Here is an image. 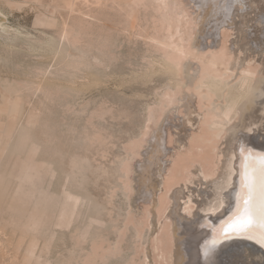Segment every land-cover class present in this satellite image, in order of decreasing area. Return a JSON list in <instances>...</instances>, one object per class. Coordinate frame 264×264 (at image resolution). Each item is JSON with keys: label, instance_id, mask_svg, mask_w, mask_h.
I'll use <instances>...</instances> for the list:
<instances>
[{"label": "rangeland", "instance_id": "1", "mask_svg": "<svg viewBox=\"0 0 264 264\" xmlns=\"http://www.w3.org/2000/svg\"><path fill=\"white\" fill-rule=\"evenodd\" d=\"M244 1L233 4L231 19L221 14L224 0H0V264H145L134 235L155 233L184 264L179 217L189 221L180 208L189 191L194 200L198 193L185 172L194 157L173 165L181 175L167 185L166 153L198 134L208 141L206 163L216 138L206 124L199 134L206 105L194 80L176 86L178 75L161 61L177 39L195 51L225 42L246 61L256 2ZM250 100L246 113L256 105ZM30 169L40 179L16 193V174ZM68 193L85 202L58 224ZM81 233L93 241L82 243ZM238 240L228 248L239 252ZM115 246L123 253L113 260ZM224 255L225 264L236 257Z\"/></svg>", "mask_w": 264, "mask_h": 264}, {"label": "bare ground", "instance_id": "2", "mask_svg": "<svg viewBox=\"0 0 264 264\" xmlns=\"http://www.w3.org/2000/svg\"><path fill=\"white\" fill-rule=\"evenodd\" d=\"M254 1L256 2L254 3L256 9L253 11L255 17L253 24L251 23L252 25H249L248 28V33L251 36L249 42L251 43H248L249 55L247 58L245 57L246 61H242V57H239L240 52L237 49L230 50L227 48L225 42L218 50L211 46L205 51H195L193 47L184 44V42L182 43L181 40L178 42V39L177 42L173 39L174 41L171 44L170 53H172V56H169L170 54L165 55L166 58L164 57L165 59L161 61V65L168 69V73L169 71L172 72L171 74L174 73L173 77L175 74L181 75L179 78L176 75V86L188 87L190 80H194V95L199 101L205 103L203 105H206L205 118L200 122L199 128L203 124L208 125L209 129L215 133L214 137L216 138L213 145L214 159H207L206 163L203 158L206 145L203 142L207 140L203 139L204 136L198 137V134L189 137L188 140H180V144L175 146L174 151L166 153L168 159L163 166L166 184L171 179L180 177L181 173L178 174L173 171V165L178 160L194 157L192 165L195 169L185 171L186 180L190 184L198 183H196V192H198L197 195L200 196V199H197V195L194 194L196 195L194 200L193 193L189 191L187 198L183 201V207L180 208L182 212L188 214L189 218V221H185L183 216L179 217L180 234L185 235L180 241L181 244L179 243L183 247V253L186 256L184 264H225L222 262L223 259H229L228 255L224 258V254L231 251L237 257L233 262L231 261V264H264V247H261L258 243L261 232L264 231L261 228L260 165L258 163V158L264 156V70L262 69L261 72L255 62L257 61L256 58L258 59L256 56L261 55L264 51V0ZM237 2L242 3L245 1L224 0L223 7L225 11H221L222 16L232 19V6ZM215 3H217V0H215ZM236 8L235 4L234 10ZM226 22L227 19H223L219 23L224 25ZM217 25L219 24L216 23ZM210 35L212 38L215 37L214 31ZM235 50L239 52L238 57L234 55ZM182 56H188L190 59L195 60L198 66L197 69L195 70L191 66L189 68V61L185 63L184 61L187 60ZM262 57L264 58L263 55ZM261 62L257 63L260 64ZM185 79H188V82ZM233 80L236 81L232 85L230 83ZM258 82L261 84H258ZM167 98L171 103L178 101L177 94L174 96L171 94ZM249 98L256 105L253 104V109L246 113V103L250 100ZM238 126L242 127V132L246 130L247 134H238ZM200 131L201 128L199 134H202ZM250 155L252 166L256 169V184L253 192V216L255 221L253 231L242 234L232 233L225 239L224 230L245 208L244 199L247 198L248 190L244 188L243 175L249 165L248 157ZM215 175H217L216 178H214ZM16 177L18 182L15 192L21 193L24 190V184L33 185L32 180L37 178V173H34V170L32 172L22 170L16 174ZM38 177H40L39 174ZM194 178L199 179L195 181ZM38 179L40 178L36 180ZM202 184L206 187H203ZM167 185L164 184L162 188L164 194L171 187ZM175 198L177 199V196ZM84 202L78 195L65 194L58 224L63 225L64 220L67 219L72 221L76 209L83 206ZM194 203H197V208L194 207ZM68 206L70 210L67 208ZM202 224L213 227L212 231L210 232L206 228L199 229ZM162 234L155 233L151 237L144 234L134 235L136 241L141 242L139 249L145 264H161V259L168 264H175V252L173 253V248L165 247ZM169 234L172 235L173 233ZM249 236L252 238L249 239ZM79 237L82 243L89 240L93 241L89 233H81ZM235 239H239L238 241L244 244L239 252H237V249L240 246H233L234 244H232L231 249L228 248L230 242ZM118 240H124V238L121 239V234L118 235ZM34 250L31 247L29 250L30 255L37 261H41L40 255H37ZM96 250L94 244L92 251L95 252ZM206 251L208 255L204 254ZM122 253L121 246H115L113 260L115 259L114 256L118 259L122 258ZM221 255L222 258L220 259ZM240 258L242 260H239ZM129 263L131 264L132 260Z\"/></svg>", "mask_w": 264, "mask_h": 264}, {"label": "snow or ice", "instance_id": "3", "mask_svg": "<svg viewBox=\"0 0 264 264\" xmlns=\"http://www.w3.org/2000/svg\"><path fill=\"white\" fill-rule=\"evenodd\" d=\"M249 165L243 175V185L244 188L248 190L247 198L244 199L245 208L244 211L238 214L233 221L224 230V238H228L232 233L242 234L249 233L253 231V225L255 223L253 216V192L255 190L256 184V169L252 166V157H248ZM258 163L260 165V213H261V228L264 229V156L258 158ZM249 239L252 237L249 236ZM261 247H264V231L261 232L260 240L258 241ZM215 244V242H214ZM208 255L206 251L204 253Z\"/></svg>", "mask_w": 264, "mask_h": 264}, {"label": "water", "instance_id": "4", "mask_svg": "<svg viewBox=\"0 0 264 264\" xmlns=\"http://www.w3.org/2000/svg\"><path fill=\"white\" fill-rule=\"evenodd\" d=\"M202 228H206L207 230L209 229L208 231H210V232H211V231H212V229H213V227H211V226H210V227H208L206 224H205V225H204V224H202V225H201V227H200L199 229H202Z\"/></svg>", "mask_w": 264, "mask_h": 264}]
</instances>
